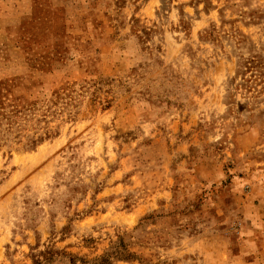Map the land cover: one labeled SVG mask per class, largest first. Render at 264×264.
<instances>
[{
    "label": "rangeland",
    "instance_id": "374dc122",
    "mask_svg": "<svg viewBox=\"0 0 264 264\" xmlns=\"http://www.w3.org/2000/svg\"><path fill=\"white\" fill-rule=\"evenodd\" d=\"M100 258L264 264V0H0V264Z\"/></svg>",
    "mask_w": 264,
    "mask_h": 264
},
{
    "label": "trees",
    "instance_id": "16d2710c",
    "mask_svg": "<svg viewBox=\"0 0 264 264\" xmlns=\"http://www.w3.org/2000/svg\"><path fill=\"white\" fill-rule=\"evenodd\" d=\"M121 255L123 254L122 253L115 254L113 258L116 260L127 261L131 257V254H125V256H121ZM105 262H106L105 258H100L99 260H96L94 264H105Z\"/></svg>",
    "mask_w": 264,
    "mask_h": 264
}]
</instances>
